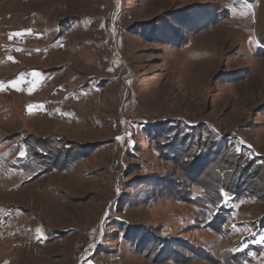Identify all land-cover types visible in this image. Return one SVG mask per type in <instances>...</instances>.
Returning <instances> with one entry per match:
<instances>
[{
    "label": "rangeland",
    "instance_id": "374dc122",
    "mask_svg": "<svg viewBox=\"0 0 264 264\" xmlns=\"http://www.w3.org/2000/svg\"><path fill=\"white\" fill-rule=\"evenodd\" d=\"M240 1H0V264H215L158 235L264 264V200L221 237L178 199L214 177L185 129L264 157V0Z\"/></svg>",
    "mask_w": 264,
    "mask_h": 264
},
{
    "label": "trees",
    "instance_id": "16d2710c",
    "mask_svg": "<svg viewBox=\"0 0 264 264\" xmlns=\"http://www.w3.org/2000/svg\"><path fill=\"white\" fill-rule=\"evenodd\" d=\"M254 1L255 0H241L240 2L247 4ZM183 135L184 136L182 137L184 138H189L190 136L192 138H194V136L195 138H197L195 140L198 142V151H195V156L198 158V160L199 157L201 158L202 167H211L209 169L212 170V175H214V177L209 178L207 184L201 181L200 183L195 182V179L192 180V185L199 187L201 186L202 192L196 195L192 193L191 189L188 190L186 195L184 192H178V194L181 193V197L178 199L196 205L201 216V226L207 227L213 232L219 233L220 236L223 237L224 234H226L225 232L229 231V229H226L225 224L229 222L231 218H233V206L237 202L245 198H256L258 200H264V157L261 156L257 158V155L255 156L253 154H250V156H246V154H244L243 152L234 153L229 150L230 146L228 145V142L225 143L224 141V143H219V141H217L219 139H217V137H215L214 135L210 138V142H200V139L204 136L202 132H198V134H195L192 132V130L185 129V134ZM186 154H188V152ZM170 155L179 156L178 150L175 152V154L172 153ZM193 155L190 154L185 156L189 160V158L191 159ZM221 163H224L227 168H232L233 171L229 168L225 169L226 172L222 171V169L219 167V164ZM19 168H23V165ZM224 174H226V176L222 177L224 176ZM171 185H173L172 187L174 188L176 186L175 182H171ZM222 192H227L231 196L230 201L223 206H221L223 203ZM263 222L264 220L262 219V225H264ZM148 233H144L141 239L138 240L139 246H141L140 244L142 243L144 244ZM153 240H157L162 244L159 249L170 246L169 252L165 250L161 255L157 254V256H155L158 259L169 258L170 256L173 257L170 258V260H174L175 262L179 263L186 262L188 259H203L215 264H250V261L252 259V255L249 253V251L253 249L252 245H245L244 248L241 247L240 249L238 248L232 251L230 250L232 257L231 260L229 257L230 261H228L227 253L229 251L227 250L226 252L222 253L223 257L219 258L217 256L215 257V255L206 247L202 245L196 246L191 242H185L184 240L178 239L177 237L173 238L172 241L168 240V237L166 236L158 235V237H155ZM175 242H180L177 244L188 245L190 247L189 249L191 253L187 255V257L185 255L183 256V254L179 252V248L174 246ZM140 248H142V246ZM157 249L158 248H155V250ZM149 250L151 251V249ZM159 252L161 253V251ZM238 260L241 263H237Z\"/></svg>",
    "mask_w": 264,
    "mask_h": 264
},
{
    "label": "snow or ice",
    "instance_id": "6c2138e0",
    "mask_svg": "<svg viewBox=\"0 0 264 264\" xmlns=\"http://www.w3.org/2000/svg\"><path fill=\"white\" fill-rule=\"evenodd\" d=\"M26 31L30 32V30H26ZM23 34H24V33H15V34H13V35L21 36V35H23ZM10 59H11V58H10ZM32 75H33L34 77H39V73H36V72H33ZM21 82H23V78H22V77L20 78V80H13V81L11 82V87H13V88H15L16 90L19 91V90H21L20 87H19V85H20ZM38 84H39V80H38V79H37V80H34L33 83H32V87L29 88V92L35 90V88L38 86ZM3 86H4V82H0V89H2ZM118 139H123V138L121 137V138H118ZM24 155H25V153L22 152V153H21V158H23ZM230 199H231V196H230L229 193H227V192H222V201H223V203H222L221 206L226 205V204L230 201ZM260 242H261V243H264V236H261V238H260Z\"/></svg>",
    "mask_w": 264,
    "mask_h": 264
}]
</instances>
